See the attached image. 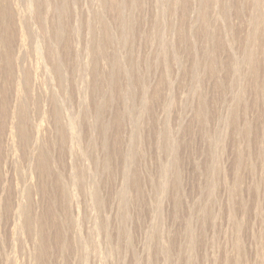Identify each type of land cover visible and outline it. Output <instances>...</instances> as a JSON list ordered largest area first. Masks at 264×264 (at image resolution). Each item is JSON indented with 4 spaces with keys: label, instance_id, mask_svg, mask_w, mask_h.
<instances>
[{
    "label": "rangeland",
    "instance_id": "374dc122",
    "mask_svg": "<svg viewBox=\"0 0 264 264\" xmlns=\"http://www.w3.org/2000/svg\"><path fill=\"white\" fill-rule=\"evenodd\" d=\"M0 264H264V0H0Z\"/></svg>",
    "mask_w": 264,
    "mask_h": 264
}]
</instances>
